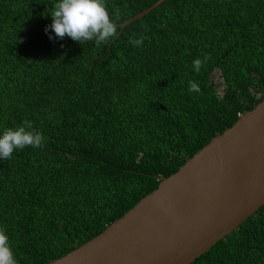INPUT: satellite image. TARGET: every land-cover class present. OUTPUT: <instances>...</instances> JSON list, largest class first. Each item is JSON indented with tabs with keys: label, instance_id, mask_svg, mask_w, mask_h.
Listing matches in <instances>:
<instances>
[{
	"label": "trees",
	"instance_id": "1",
	"mask_svg": "<svg viewBox=\"0 0 264 264\" xmlns=\"http://www.w3.org/2000/svg\"><path fill=\"white\" fill-rule=\"evenodd\" d=\"M159 1L106 0L117 33L97 47L49 39L56 0H0V132L44 135L0 160L17 264L99 236L264 100V0H168L121 32ZM193 264H264V207Z\"/></svg>",
	"mask_w": 264,
	"mask_h": 264
},
{
	"label": "water",
	"instance_id": "2",
	"mask_svg": "<svg viewBox=\"0 0 264 264\" xmlns=\"http://www.w3.org/2000/svg\"><path fill=\"white\" fill-rule=\"evenodd\" d=\"M262 207L264 100L102 234L47 264H193Z\"/></svg>",
	"mask_w": 264,
	"mask_h": 264
},
{
	"label": "clouds",
	"instance_id": "3",
	"mask_svg": "<svg viewBox=\"0 0 264 264\" xmlns=\"http://www.w3.org/2000/svg\"><path fill=\"white\" fill-rule=\"evenodd\" d=\"M49 15L52 23L45 28L49 39L67 36L76 42L94 41L99 47L117 33L114 14H110L106 0H56ZM143 42V36L131 41L135 47L142 46ZM192 63L195 72L199 73L203 66L202 60L197 58ZM188 83L190 92L201 91L197 82ZM43 140V133L36 131L31 121L25 120L21 126L7 128L0 132V160L10 159L15 151L27 146L40 148ZM0 264H17L9 238L3 230H0Z\"/></svg>",
	"mask_w": 264,
	"mask_h": 264
},
{
	"label": "rangeland",
	"instance_id": "4",
	"mask_svg": "<svg viewBox=\"0 0 264 264\" xmlns=\"http://www.w3.org/2000/svg\"><path fill=\"white\" fill-rule=\"evenodd\" d=\"M213 80L216 82V84L221 88L220 89V93L222 94V90H223V87H222V76H221V73L220 72H216L214 75H213Z\"/></svg>",
	"mask_w": 264,
	"mask_h": 264
}]
</instances>
